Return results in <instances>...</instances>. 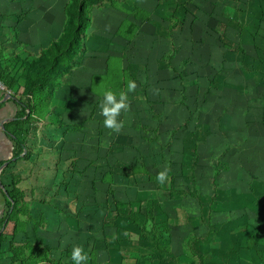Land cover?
<instances>
[{
    "label": "rangeland",
    "instance_id": "rangeland-1",
    "mask_svg": "<svg viewBox=\"0 0 264 264\" xmlns=\"http://www.w3.org/2000/svg\"><path fill=\"white\" fill-rule=\"evenodd\" d=\"M25 1L28 14L34 13L38 21L46 18L52 26L40 46L21 36L24 31L17 27L25 14ZM72 2L0 0L5 15L0 16V57L8 75L16 79L23 69L20 62L15 64L14 54L27 61L35 57L27 52L48 53L53 43H59L54 39L66 30ZM86 6L90 21L76 63L102 65L90 55L96 52V42L91 43L94 36L104 33L97 50L110 49L116 55L108 54L104 63H115L117 57L125 90L129 80L137 84L129 100L134 99V113L144 116L141 127L131 126L130 133L146 146L131 140L132 136L125 141L121 130L123 141L104 127L99 106L109 87L97 84L96 116L80 121L78 116L68 117L73 104L59 100V93L54 111L63 112L62 106L69 110L64 111V124L77 123L70 140L79 144L62 147L57 133L53 134L63 129L53 126L57 113L46 114L48 123L40 117L31 125L25 140L30 144L25 147L27 159L3 176L24 197L23 205L16 207L17 226L23 231L19 240L39 247L40 256L49 259L44 264H72L69 243L73 242L87 252V264L90 260L94 264H264V32L254 33L253 25L249 29L243 25L245 8L232 0H91ZM94 17L96 23L112 26L104 28L101 23L103 31L113 29V33L99 29L90 37ZM243 27L252 36L236 40ZM200 30L207 38H196ZM255 35L263 41L251 42L248 37ZM164 42L169 45L161 57L165 70L153 71L155 63L147 55L155 57ZM204 46L207 55L200 53ZM64 81L62 77L60 83ZM73 93L90 95L87 90ZM89 111L82 109V113ZM186 133L191 135L189 147H184ZM123 148L143 150L141 154L150 157L117 166ZM9 157L8 153L0 156ZM165 167L170 168V182L161 185L156 176ZM125 192L139 204L129 209L121 205L127 203ZM1 199L0 211L5 210ZM46 224L55 231L42 232ZM68 224L77 232L65 228ZM7 226L6 240L14 239L12 226ZM59 233H65L67 241L60 245L61 254H55L56 239L62 238ZM11 260L8 243L3 244L0 264Z\"/></svg>",
    "mask_w": 264,
    "mask_h": 264
},
{
    "label": "crops",
    "instance_id": "crops-1",
    "mask_svg": "<svg viewBox=\"0 0 264 264\" xmlns=\"http://www.w3.org/2000/svg\"><path fill=\"white\" fill-rule=\"evenodd\" d=\"M232 2L233 3H238V5L241 6V7H243V9L245 8V15L243 16V19H242V24L243 25H247V28L248 29H249V26L250 25L251 26L253 25L254 26V29H252V30H254V33H257V32L261 33V31L264 32V0H232ZM26 6H27V2L25 4V6L23 7L24 10L22 12V14H24V13L25 14H24L23 18H21L22 21H21V23H18L17 27L20 28V29H22V31H24L22 33L23 35H21V36H25V38L26 39H29V41L32 40V42H33L34 45L40 46V44L42 43V41H44L45 39H47V37H45L44 34H47V30H49L50 28H52V26L51 25H48V22H47L48 19L45 18L43 20L38 21L37 18L34 16V13H29L28 14L29 11L26 9ZM14 8L16 9V6L15 5H14ZM207 12L205 11L204 14H205V16L209 17V14L206 15ZM148 14H149V16H152L150 13H148ZM0 16L2 18L5 17V15H3V13L1 11H0ZM13 17H12L11 23L14 24L16 21H15V19ZM48 18H50V17H48ZM96 18L97 17H94L93 18L92 25H91L92 27L89 28L90 29V37H91V35H92L93 32L94 33H98L99 32V29L102 32L103 31V27L104 28H108L109 27V25H106V24L103 25V23L101 21H99V20H97V23H96L95 22V19ZM29 20L34 21V24H37V22H38L40 25H30L28 23ZM200 20H202V15H200ZM101 23H102L103 27H102ZM206 23H207V21H206ZM6 24H8V23H6ZM109 28H112V26H110ZM103 32H106L108 34L110 32L113 33V29H110L109 31H103ZM28 35H30V38L28 37ZM242 35L246 37V35H251V34H247L246 33V27H243V30H241V33L237 37L236 40H239V37H242ZM101 36H96L95 35L94 38H93V41H91V43L93 45L95 44L94 42H96V47H94L96 52H94L90 56L94 57V60L96 58L98 60H100V62H102L101 63L102 65L99 64V66L96 65V66L93 67L94 64L92 66H88L90 64L81 65V63L80 64L79 63H76V65L71 70L62 73L61 78L64 77V80H66V81H64V83L62 82V83H60L58 85V87L56 88V90H55V92H54V94L52 96L51 101L48 103V105L44 104V107H43L44 110L41 111V112L39 111L38 115H36V117H38V119H40V117H41L43 122H47V120H46V114L49 115L51 113H57L56 115H54V118H53L55 120V123H53V126H55V129L56 128L59 129V125H60V127L63 128V129H59V130H62V131H59V132L54 131L53 134L56 135V133H57L58 138H60V140L62 141V147H77V145L79 144V142H77L75 139H72V141L70 140L71 137H74V128L73 127H75L77 125V123L71 122V123L64 124V122H67L66 121V116L67 115H65V114L66 113L68 114V111L69 110L67 109V111H65V107L62 106L63 109H64V111L66 113L64 111L62 112V110L61 111H57V110L54 111L53 106L55 105V103L57 105H59V103H57V101H56V98L59 97V95L61 93H62V97L60 96L59 97V100H62V102L71 101L72 104L74 105V106L72 105V109H70L71 112L68 114L69 115L68 117L70 118L71 115H75V116H78L79 117V121H80V120H85L86 118L87 119H91V117L96 116V114H94V112H96L97 109L94 111V109H95L94 106H97V99H95V100L93 99L96 96V95H94V93L97 90H99L98 87H96V86H98L100 84L103 88H105V87L108 88L109 87V89L113 90V86L115 85V88L118 89L119 91L125 90V81L123 80L122 76L119 74V71L117 70V69H119L118 66L121 67V65H118L116 63V62H118V58L117 57L114 58L115 59V63H112V62H110L109 64L104 63V60L108 56V54H110L112 57H115L116 55L113 52H111L110 49L97 50L98 47H99V45H100V42H98V41L100 40V37ZM203 37L204 38H207L205 32H203L202 30H200L199 32H197V37L196 38L201 39ZM248 38H251L250 39L251 42L254 39L255 40H259V41H263V40L260 39L262 37L259 36V35H255V36H253V38L252 37H248ZM58 39H60V37H55L54 40L57 41ZM102 39H103V37L101 38V40ZM26 44H28V42ZM163 46H164V48L159 49V50H161V52L158 51V53L155 55V57H152L153 56L152 53H148V55H147L148 59H150V61H152L153 64L155 63L154 64V67L151 68V70H153V71H156L157 70L159 72H162V71L165 70L163 68L164 66H163V63H162L163 61H162V58L161 57L163 56L164 52H167L168 51V49H166V48L169 45L166 42H164L163 43ZM201 46H202V44H201ZM41 51H42V49H40V51H37L36 53H32L30 51V52H27V55L33 54L34 56H36V55H39L41 53ZM141 53L142 54H145L144 53V50H141ZM200 53L202 55H207V53H209L208 48L205 47L202 50L200 49ZM153 58H155V59H153ZM97 59H96V61H97ZM142 59L143 60H142L141 63L143 65H146L147 61L146 60L144 61V58H142ZM129 62L130 61H128V63ZM77 64L79 65V67H78ZM130 64H132V63L130 62ZM127 66L128 65H126V67ZM201 66H203V63L202 62H201ZM98 67H101V68H98ZM114 68H115V70H114ZM188 68H192L191 65H189ZM98 69H101V70H98ZM173 71H174V69H173ZM83 73H86L84 75L86 78H84V79H83L84 76L82 77V74ZM97 79H99V80L97 81ZM90 83H91V85H90ZM160 84H161V82H160ZM81 85H83V86H81ZM81 90L82 91L83 90H87V92L90 95L89 96H87V94H79V95H77V94L73 93V92H78V91H81ZM64 92H66L64 94V98L65 99H63V93ZM66 94L71 95V96L73 94L74 95L72 97H67ZM117 96H118V93H117ZM131 99H133V98H131ZM133 103H134V99L133 100H130L129 110L127 112H122L121 115H120V117H122L123 118L122 120L124 121V128L122 129V132H123V134L125 136V141L128 139L129 136H132L131 137V140H135L136 139V137L134 136L135 134L132 135L130 133L131 132V128H132L131 126H136V129H139L141 127L140 121L143 120V116H144L143 114H140V111L134 113L135 112V109H133ZM67 105H70V103L68 102ZM60 107H61V105H60ZM87 107L91 111L82 113V109L87 110ZM3 108H4V110H2V112L0 113V156L3 155V154H5V153H8L11 156L12 148L8 145V140L5 137L2 136V133L1 132L3 130L2 129L3 124L6 123L7 121H12L13 120L12 118H9V117L14 114V112H15V106L12 103L8 102V103H6L4 105ZM131 111H133V113H130ZM163 111H165V108H163ZM87 113H90V115H86ZM84 114L86 115V117L84 116ZM169 116H170V114H169ZM132 117L133 118L136 117L135 121L138 122L136 125L134 124L135 121H132L133 120ZM169 118H171V116L170 117H166V119H169ZM173 118L174 117H172V119ZM77 122H78V120H77ZM56 124L58 125V127L56 126ZM106 130L108 132H110L111 134L112 133H115V132L111 131L110 129H107L106 128ZM143 130H144V128H143ZM70 131H71V133H70ZM48 132H50V131H48ZM60 132H62V134H60ZM187 134H189V133H186V139H185V145H184V147H189L188 146V143H190V140H191L190 139L191 135H187ZM118 135L124 141V137L122 136V133H121V135L120 134H118ZM136 135H139V134L137 133ZM69 142L70 143L72 142V144H70ZM33 143H36V142L33 141ZM136 143L142 144V143H144V141L143 142H139V139H136ZM142 145H144V144H142ZM27 146H30V144L27 145ZM144 146H146V145H144ZM169 147H180V145L171 144ZM173 151H175V149H173ZM129 152L130 151L127 152L126 149L123 148L122 149V152L120 154V159H122V160L117 161L116 165L118 163H120V165H121L122 162H124V163L126 162L125 164L128 163L130 165V164L133 163V158L134 159L137 158L136 159L137 161L138 160H141V159H144V161H145V160H148L149 157H150L147 154L146 155L141 154L143 152V150H138V151L132 150L133 154H136V155H133L132 152H130V154H129ZM24 154H25V150L23 151V154L21 156H23ZM140 157H142V158H140ZM174 161H175V158H174ZM128 164H127V166H128ZM123 195H126V200H124V201H127V203H120V204L121 205H124V207L126 209H129L130 207H135L136 204H139L138 201L129 200L130 198L127 196V192H125ZM12 207H13V203H12L11 208ZM7 225H11L12 226V228H13L12 231L15 230L13 223H9ZM21 225H22V223H21ZM63 227H65V226H63ZM16 228H17L16 230L18 231L17 234H16V236L14 237V239L7 240L6 243H8V252L11 253L10 250L13 248L17 252H19L18 254H19V257L20 258L19 257L15 258L11 254L12 255V260L8 264H26V262H28L29 258H31V257H36L35 264H44V263H46V261L49 260L48 257L42 258L41 260L39 258L40 253H41L39 247H37L36 245L33 246L31 243H28L27 241L24 242V241H20L19 240V238H21V237L20 236L18 237V234H20L23 231H20V229H18V226ZM65 228H69V231H71L72 233L73 232L74 233L77 232V229H74V227H73L72 224H68V227L66 226ZM65 228L63 230H65ZM4 230H7L8 231V226H6V228ZM48 230H52V228L49 227L47 224L45 225V227L41 228V231L42 232L43 231L47 232ZM52 231H55V227L53 228ZM60 235L62 236V238L61 239H58V240L56 239V250L54 251L55 254H61L60 251H62V249L60 248V245L61 244H65L64 242L67 241V235L65 233H62ZM11 237H12V235H11ZM19 242H21V244H17ZM6 243L3 242L1 244V246L3 244H6ZM69 244H70L69 247L71 248V250H70V253H71L72 252V248L74 246H77L78 244L77 243H74V242L73 243H69ZM1 246H0V248H1ZM24 257H26L27 259L26 260L23 259ZM61 259H62V262H63V259H65V258L62 257ZM89 262H91V264H94L95 263L92 260H90ZM66 263H67V261H65V264Z\"/></svg>",
    "mask_w": 264,
    "mask_h": 264
},
{
    "label": "trees",
    "instance_id": "trees-1",
    "mask_svg": "<svg viewBox=\"0 0 264 264\" xmlns=\"http://www.w3.org/2000/svg\"><path fill=\"white\" fill-rule=\"evenodd\" d=\"M90 1L73 0V11L70 14L68 13L70 19L66 30L62 33L59 43H53L48 53L41 51L37 57H30L29 55L30 58L27 61H21L18 55L13 53L15 64L18 65L20 62L23 66L18 78L13 79L10 74H7L9 72L3 67L0 57V85L4 88L3 90L0 89V113L8 102L15 106V112L12 115L13 120L4 123L1 132L2 136L8 140L12 153L10 158L0 159V167L7 162V165L0 172V184L3 187V189L0 188V199H3H1V203L5 205V210L0 211V246L7 241L6 234L3 231L8 223L14 224L15 230L12 233V238L16 236L18 232L16 227L19 223L16 207L24 203L22 191L16 185L12 190V183L6 184L3 181V176H6V171L13 170L15 163L27 159L28 155L26 153L22 157L21 155L25 147H29L27 146L29 144H25V140L31 134V125L38 119L36 115L39 111L44 110V104L48 105L51 101L56 88L61 82L62 73L71 70L76 65L79 53L82 50L80 44L85 38V28L90 21V12L86 6ZM98 1L102 0H96V2ZM221 39L222 41L225 40L224 37H221ZM7 91L10 93L11 99L1 102ZM9 178L11 179L10 175ZM12 203L13 208H11ZM10 252L13 257H19V252L13 248ZM39 258L41 260L45 256H39ZM35 259L36 257L29 258L26 264H35Z\"/></svg>",
    "mask_w": 264,
    "mask_h": 264
},
{
    "label": "clouds",
    "instance_id": "clouds-1",
    "mask_svg": "<svg viewBox=\"0 0 264 264\" xmlns=\"http://www.w3.org/2000/svg\"><path fill=\"white\" fill-rule=\"evenodd\" d=\"M137 84L134 80H129L126 85V90H121L119 95L111 89H106L103 93V99L100 104V114L104 117V127L119 134L124 128V121L118 119L122 112H127L130 107L129 93L135 92ZM170 168L165 167L158 172L156 180L163 185L169 181ZM256 221V215L254 216ZM70 259L72 264H87L89 259L87 252L81 245L72 248Z\"/></svg>",
    "mask_w": 264,
    "mask_h": 264
},
{
    "label": "water",
    "instance_id": "water-1",
    "mask_svg": "<svg viewBox=\"0 0 264 264\" xmlns=\"http://www.w3.org/2000/svg\"><path fill=\"white\" fill-rule=\"evenodd\" d=\"M8 99H11L10 95H6L4 97V99L1 101V102H5L7 101ZM3 124V123H2ZM3 129V127H2ZM7 165V162H5L1 167H0V172L2 171V169ZM0 188L3 189L2 185L0 184Z\"/></svg>",
    "mask_w": 264,
    "mask_h": 264
},
{
    "label": "built area",
    "instance_id": "built-area-1",
    "mask_svg": "<svg viewBox=\"0 0 264 264\" xmlns=\"http://www.w3.org/2000/svg\"><path fill=\"white\" fill-rule=\"evenodd\" d=\"M1 90H3V89H1Z\"/></svg>",
    "mask_w": 264,
    "mask_h": 264
}]
</instances>
